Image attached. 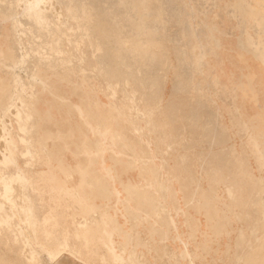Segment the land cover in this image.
<instances>
[{
    "label": "rangeland",
    "instance_id": "1",
    "mask_svg": "<svg viewBox=\"0 0 264 264\" xmlns=\"http://www.w3.org/2000/svg\"><path fill=\"white\" fill-rule=\"evenodd\" d=\"M8 1H14L16 8L19 1L26 11L46 10L50 2V0ZM235 2L236 0H144L146 6L137 10L140 14L147 15L146 31L152 45L149 51L153 55L137 58L141 66H144L138 70V73L134 66L123 65L122 57L111 56V50L102 46L94 49L87 38L82 40L83 21L87 22L90 19L74 20L63 6L60 12L64 18L69 16L66 28L69 29L66 31L67 36H63L60 41L57 40L58 35L51 36L48 29L33 23L29 24L30 30L21 37L26 52L30 55V58L26 59L27 68L38 59L33 53H41L45 58L43 68L49 73L55 71L58 77L70 79L78 84L84 74L91 77L88 80L99 87L104 101L109 100L110 90L107 86L113 84L115 100L112 101L117 104L119 110H123L124 113L129 107L134 106L140 110L137 132L152 130L153 119L160 131L167 130L175 137L180 133L181 135L178 136L193 140L194 150L189 152L182 149L189 146L190 141H181L177 145L179 153L186 152L187 159L192 160L188 162L198 164L199 161L193 158L194 154L203 151V165L208 168L180 169L176 160L178 152L169 153L168 148L162 146L167 145L164 138H157L161 145L154 147V151L148 148L151 146V140H155L150 139L146 141L147 149L132 148L131 154L123 152L122 158L119 155L115 157L113 153H102L100 156H107L108 159H105L111 160L112 164H106V173L102 175L101 183L91 185L94 192H89L90 196L99 197L101 205L97 202H85L86 213L90 211L93 214L76 223V230L78 231L80 227L82 235L87 240L86 244L89 247L86 248L83 240L76 241L73 238L75 227L73 217L76 221L80 220L81 216L76 214L81 210L76 208L72 197L62 192L50 194L47 184L41 182L42 178L37 174L38 171L45 170L48 159L53 158V162L56 163L59 154L65 150V145L73 150L74 139L71 135L69 138L65 124L39 121L36 134L32 138L35 144L30 148L35 152L34 158L17 155V163L30 180L37 182L39 217L53 218V222L42 228L52 230L60 244L66 242L71 248L80 251L81 255L77 259L71 255V248L58 249V242L49 244L46 240L40 239L39 243L42 244L43 249L34 246L32 249L38 255L34 256L33 262L27 263L23 255L24 245L16 231L17 218H15L11 225L0 226V264H84L82 261L89 264H102V262L105 264H214L210 260L212 252L216 254L224 249L226 238L230 235L228 231L233 218L231 214L229 215V211L233 202L223 199L222 186L219 185L226 182V168L222 167L225 164L226 154L207 152L209 146L205 140L210 137L217 139L222 133L221 129H225L226 123L230 127L226 133L229 139L223 146L232 144L239 149V146H244L240 145L241 141L245 143L247 138L241 128L233 126L235 120L232 121L226 110L231 106L230 101L226 99L224 90L218 86L214 72L216 52H218L212 32L214 21L224 23L229 33L226 39L236 50L235 53L229 54L235 66L227 63L228 73L233 71L235 75L239 74L232 56L237 55L238 52H243L245 57L250 56L237 44L238 17L233 15V12L237 14L240 10L232 6ZM153 5L160 8L153 9L151 7ZM116 10L115 14L122 20L124 15L122 10L131 9ZM98 13L102 14V12L96 14ZM1 15L2 13L0 17ZM247 20L246 18L244 22ZM21 21L25 22L26 19ZM7 26L11 27V22L8 21ZM125 27L130 29L131 25L127 23ZM37 36L40 38L36 39ZM67 60H70L75 67L66 66ZM80 61L82 62L79 63ZM81 70H84V73ZM126 79L128 84L124 83ZM130 96L133 101H130ZM52 99L57 104L56 98ZM73 101L76 102L77 98L75 97ZM254 106L249 109L250 114L255 112L257 107ZM145 109L151 114L141 113ZM218 113L224 115L222 120H219L221 117ZM6 115V120L16 128L15 119L9 113ZM178 116H186V119L179 117L178 120ZM184 124L186 129L183 128ZM205 128L208 132L207 129L213 128V132L201 135L202 132L205 133L203 130ZM0 139L3 149V138ZM12 143L13 139L8 145ZM5 144L7 145V141ZM143 146L139 145L140 148ZM26 147L23 143L18 144L19 152L24 151ZM123 147L125 149V146ZM212 147L217 153V149L221 146L214 144ZM244 147L248 152L247 146ZM66 154L68 163L73 166L72 155L68 152ZM189 155L191 157H188ZM98 156L97 154L92 156V166L98 160ZM247 158V164L251 165L254 174L258 175L254 156L249 152ZM132 159L133 162L130 163ZM0 162H2L1 158ZM120 162L123 164L121 169L118 168ZM13 171V167L1 168V172L7 175L12 174ZM245 179H248V176H245ZM78 180L79 177L74 175L73 183ZM223 190L230 198L232 197L228 186L224 185ZM243 195L247 193L244 192ZM98 210H101L100 214ZM253 210L248 209V211ZM251 219L258 220V217ZM260 219L264 220L263 217ZM257 220L254 224H257ZM235 224L234 222L233 226H236ZM246 224L253 226V221H247ZM100 227L102 231L105 230V249L93 241L95 232ZM252 230H255L254 227ZM80 235V231L76 232V237L79 238ZM234 236L235 233H232L229 240L232 246ZM263 236L264 233L261 232L259 236H254V240L260 241ZM243 238L244 234L241 232L239 239L243 240ZM91 241L93 242L90 243ZM217 245L220 250L216 251ZM93 250L96 254H93ZM57 251H60V254L49 260L48 253ZM218 260L220 263H225L224 259ZM213 261L216 262V259Z\"/></svg>",
    "mask_w": 264,
    "mask_h": 264
},
{
    "label": "crops",
    "instance_id": "2",
    "mask_svg": "<svg viewBox=\"0 0 264 264\" xmlns=\"http://www.w3.org/2000/svg\"><path fill=\"white\" fill-rule=\"evenodd\" d=\"M143 2L144 0H50L46 10L26 11L19 1L18 8H16L14 1L3 0L1 2L0 0V14L2 13L0 17V137L3 138V149L0 146L2 149L0 150L2 161L0 162V226H9L17 218L15 227L24 245L23 255L27 263L33 262L34 256L38 255L32 249L34 246L43 249L42 244L39 243L40 239L46 240L49 244L54 241L58 242V249L71 248L66 242L60 244L52 230L42 228L53 222V218L39 217L37 210L40 202L36 198L39 192L37 182L30 180L17 163V155L29 159L34 158L35 152L30 148L35 144L32 138L36 134L37 122L44 120L55 124L63 123L67 126L69 138L71 135L74 139L73 150L65 145V150L59 154L56 163L53 162V158L48 159L45 163V170H40L37 174L42 178L41 182L47 184L50 194L62 192L72 197L76 208L81 210L76 214L81 216L80 220L76 221L73 217L75 226L73 238L76 241L83 240L86 248L89 245L86 244L87 240L82 235L81 228L76 230V223L93 214L90 211L86 213L85 202H97L101 205L99 197L94 198L89 192H94L91 185L101 183L102 175L106 173V164H112L111 160H107V156H100L102 153H113L115 157L119 155L122 158V153L131 154L132 148L147 149L146 141L150 139H155L151 140V146L148 147L154 151V147L161 145L157 138H164L167 145L162 146L168 148L169 153L178 152L176 160L180 169L208 168L203 165V151H198L197 155L194 154L193 158L199 161L198 164L190 163L192 160L187 159L186 152L179 153L178 143L190 141L189 146L182 148L190 152L194 150L193 140L178 136L181 135L180 133L175 137L167 130L160 131L153 119L152 126L155 127H152V130L137 132L140 110L136 106L129 107L124 113L123 110H119L117 104L112 101L115 100L113 84L107 86L110 90L109 100L104 101L99 87L88 80L91 77L84 74L78 84L70 79L58 77L55 71L49 73L43 68L45 58L41 53H33L38 59L27 68L26 59H29L30 55L26 52L21 37L26 31L28 33L31 23L48 29L51 36L52 34L58 35V41L63 36H67L69 16L62 17L60 8L63 6L74 20L90 19L87 22L83 21L82 40L87 38L94 49L102 46L111 50V56L122 57V64L134 66L138 73V70L144 66H141L137 58L153 55L149 51L152 45L147 37V15H142L137 10L146 6ZM232 6L240 10L237 14L233 12V15L238 17L236 19V27L239 29L236 35L237 44L250 56L245 57L243 52L232 56L239 69V74L235 75L233 71L228 73L226 64L235 66L229 54L235 53L236 50L226 39L229 33L224 23L214 21L212 32L218 46L214 72L218 86L224 90L226 99L230 101L231 106L226 110L232 121L235 120L233 126L241 128L242 133L247 137L245 143L241 141L240 145L247 146L249 151L247 152L244 146H239V149L232 144L223 146L229 139L226 133L230 127L227 123L225 129H221L222 133L217 139L210 137L205 140L209 146L207 152L226 154L225 164L222 165L226 168V182L219 185L222 186L223 199L233 202L229 211L233 220L225 248L220 250L217 245L215 250H220V252L216 254L212 252L210 260L214 264H264V236L260 237V241L254 240L255 235L259 236L261 232L264 233V225H261L264 224V220L260 219L262 217L264 219V0H236ZM151 7L160 8L154 5ZM118 8H130L131 10H122L124 15L120 20L115 14ZM97 12H102V14H96ZM143 17L145 19H142ZM218 18L220 19V16ZM246 18L248 20L244 22ZM21 19H26V21L23 22ZM8 21L11 22V27L7 26ZM127 23L131 25L130 29L125 27ZM97 30L99 32H96ZM39 38V36L36 37V39ZM93 42L95 44H92ZM102 42H104L103 45H101ZM125 59L128 60L127 63ZM66 64L69 68L75 67L70 60H67ZM81 71L84 73V70ZM124 83L128 84L127 79ZM49 97L56 98L57 104ZM75 97L76 102L73 101ZM129 99L133 101L131 96ZM254 105L257 108L254 113L250 114L249 109ZM148 111L145 109L141 113L151 114ZM7 113L15 119L16 128L9 120H6ZM218 114L221 118L217 116V119L222 120L224 115ZM179 117L186 119V116H178V120ZM183 128L186 129V124ZM203 130L205 133L202 132L201 135L213 132V128L207 129L209 132L206 128ZM224 135H226L225 138H223ZM11 139L13 143L8 145ZM21 143L27 147L19 152L18 144ZM140 144L144 145L143 148L139 147ZM214 144L221 146L217 149V153L213 150L212 145ZM224 151H230V153H224ZM67 152L74 159L73 166L68 163ZM249 152L255 158L258 175L254 174L252 171L254 168L247 164ZM96 154L99 155L98 160L92 166L91 159ZM216 157L222 158L223 156ZM7 167L14 168L12 174L7 175L1 172V168ZM122 167L123 164L120 162L118 168ZM74 175L79 177L76 183H73ZM245 176H248V179H245ZM224 185L230 188L231 198L225 194ZM244 192L247 195H243ZM248 209L254 210L248 211ZM100 212L101 210H98L99 214ZM257 217L258 220H250V218ZM255 220L257 224H254ZM247 221H253V226L246 224ZM234 222L236 226H233ZM253 227L255 230H252ZM79 231L81 235L78 238L76 232ZM241 232L244 234L243 240L239 239ZM232 233H235L233 246L229 243ZM16 237L15 235V239ZM105 240V230L102 231L100 227L96 230L93 241L105 249ZM70 253L77 259L81 255L80 251L74 247L71 248ZM48 254L50 255L49 260H52L60 254V251ZM93 254H96V251L93 250ZM214 259L216 262L213 261ZM218 259H224L225 263H220ZM102 264L105 263L102 262Z\"/></svg>",
    "mask_w": 264,
    "mask_h": 264
},
{
    "label": "bare ground",
    "instance_id": "3",
    "mask_svg": "<svg viewBox=\"0 0 264 264\" xmlns=\"http://www.w3.org/2000/svg\"><path fill=\"white\" fill-rule=\"evenodd\" d=\"M25 2V1H24ZM1 140V139H0ZM2 144V143H1ZM0 146H2V145H0ZM118 262V261H117Z\"/></svg>",
    "mask_w": 264,
    "mask_h": 264
}]
</instances>
